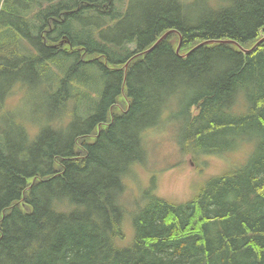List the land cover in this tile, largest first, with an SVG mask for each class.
Segmentation results:
<instances>
[{"label": "trees", "instance_id": "trees-1", "mask_svg": "<svg viewBox=\"0 0 264 264\" xmlns=\"http://www.w3.org/2000/svg\"><path fill=\"white\" fill-rule=\"evenodd\" d=\"M263 35L264 0H0V264H264V41L181 56ZM26 87L54 103L39 129L37 102L4 107ZM173 116L191 157H250L128 211L144 131Z\"/></svg>", "mask_w": 264, "mask_h": 264}, {"label": "rangeland", "instance_id": "rangeland-1", "mask_svg": "<svg viewBox=\"0 0 264 264\" xmlns=\"http://www.w3.org/2000/svg\"><path fill=\"white\" fill-rule=\"evenodd\" d=\"M123 2V0H119ZM36 9L32 11L34 13ZM26 97L16 93L11 99L10 96L5 98L4 107L9 110L22 108V104L27 99V107L24 106L25 112L21 110V115L31 111L33 104L37 102L41 118H37L39 129L46 125L48 116L54 107L53 100L46 97L42 88L30 89L26 87ZM1 93V90H0ZM176 101L173 103L172 113L176 111ZM2 108V103L0 102ZM10 113V111H9ZM176 113V112H175ZM42 116H45L42 120ZM42 120V121H41ZM50 123V122H49ZM180 125L175 116L156 128H148L143 134V143L145 148V158L141 163L131 166L130 172L124 179V192H122V205L130 211L135 209L136 204L143 203L145 194L143 191L148 190L149 194H155L173 199L177 202L192 198L200 183L208 179V175L216 174L223 171L228 166H238L248 161L249 155L254 148L252 143H241L236 148L227 151V154L212 155L206 153L207 157H195L190 160L189 153H183L176 144L180 139V133L175 125ZM3 132L9 140H12L13 129L0 122ZM177 137V138H176ZM178 140V141H176ZM205 161V163H204ZM198 165L200 167H198ZM230 169V168H227ZM185 202V201H183Z\"/></svg>", "mask_w": 264, "mask_h": 264}, {"label": "water", "instance_id": "water-1", "mask_svg": "<svg viewBox=\"0 0 264 264\" xmlns=\"http://www.w3.org/2000/svg\"><path fill=\"white\" fill-rule=\"evenodd\" d=\"M171 31H166L165 33H163L156 41H154V43L151 45V47H149L148 49L144 50L142 53H146L148 51H150L158 42H160V40H162L163 38H165V36L167 34H169ZM180 37V36H179ZM211 42H216V43H219V42H222V43H232L234 44L235 46H237L239 49V51H242L243 53H248V51H252L253 49H255L259 44H261L263 41H264V35L263 36H260V38L249 48H244L242 47L240 44H238L236 42V40H231V39H228V40H216V39H207V40H203L201 42H199L198 44H196L194 47H192V49H190L189 51H187L185 54H182V56H186L190 51H193L194 49L204 45V44H207V43H210ZM181 46V37L180 39H178V44H177V48H176V52H178L179 50V47ZM179 54V53H178ZM130 62V60L125 64V66H127V64ZM124 66V67H125Z\"/></svg>", "mask_w": 264, "mask_h": 264}]
</instances>
